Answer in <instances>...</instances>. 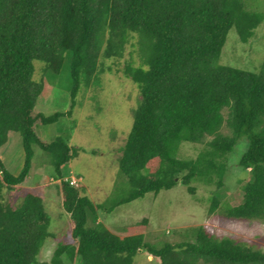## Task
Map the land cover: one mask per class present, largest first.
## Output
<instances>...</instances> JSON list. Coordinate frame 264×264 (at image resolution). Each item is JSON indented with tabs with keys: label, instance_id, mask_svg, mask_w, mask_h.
<instances>
[{
	"label": "trees",
	"instance_id": "obj_1",
	"mask_svg": "<svg viewBox=\"0 0 264 264\" xmlns=\"http://www.w3.org/2000/svg\"><path fill=\"white\" fill-rule=\"evenodd\" d=\"M263 23L264 13L249 9L247 0H0V151L11 133L20 135L23 151L16 175L0 158V264H43L38 255L52 237L39 196L26 193L16 206L6 202V194L30 175L33 147L51 158L70 217L67 240L57 244L50 264H134L142 253L159 264H264V251L203 227L185 230L181 243L155 245L143 235L120 238L98 215L181 184L191 196L196 185L216 188L210 215L220 210L228 219L264 222V61L257 73L219 64L232 28L246 44ZM133 36L142 64L127 65L123 76L136 85L140 100L118 162L129 189L96 205L64 179L63 167L76 150L63 138L42 140L37 129L71 117L81 86L105 71V60L122 58ZM65 55L70 110L37 113L43 84L33 81V62L57 74ZM243 140L247 148L238 165L250 179L241 186L239 205L221 204L228 157ZM184 143L203 149L196 158L181 159Z\"/></svg>",
	"mask_w": 264,
	"mask_h": 264
},
{
	"label": "rangeland",
	"instance_id": "obj_2",
	"mask_svg": "<svg viewBox=\"0 0 264 264\" xmlns=\"http://www.w3.org/2000/svg\"><path fill=\"white\" fill-rule=\"evenodd\" d=\"M247 7L264 13V0H247ZM263 61L264 23L255 30L246 44L239 40L235 28L229 31L220 54V65L257 73ZM141 64L139 38L133 36L122 58L105 60V71L88 87L81 86L71 117L65 115L56 123L37 129L42 140L52 142L56 138H63L76 150L75 158L63 167L64 179H79L80 194L96 205L123 196L129 189L127 180L119 172L118 162L140 96L136 85L123 76V70L127 65L138 67ZM33 66V81L43 84L36 112L45 116L67 114L73 86L69 55H65L62 68L57 74L47 71L39 61H34ZM221 132L229 134L226 127ZM246 148L247 143L243 140L228 157L224 186L219 192L221 204L237 206L241 203V186L250 179V175L238 165ZM202 149L203 145L184 143L178 156L181 159L196 158ZM33 151L29 177L5 197L6 202L12 206L18 205L26 193H33L43 200L50 218L49 232L52 237L45 241L38 260L50 264L57 244L67 240L70 217L62 208L58 183L52 174L51 158L37 147H33ZM0 158L10 173L16 175L20 172L23 151L19 134L9 135L7 145L0 151ZM196 188L195 196L189 195L181 184L163 190L156 196L148 193L111 213L99 211V222L120 238L143 235L147 242L155 245L181 243L184 241L182 234L185 230L203 227L217 238H230L255 250L264 251V222L228 219L220 210L210 215L209 199L216 188L204 185H196ZM134 264H159V260L142 253L135 258Z\"/></svg>",
	"mask_w": 264,
	"mask_h": 264
},
{
	"label": "built area",
	"instance_id": "obj_3",
	"mask_svg": "<svg viewBox=\"0 0 264 264\" xmlns=\"http://www.w3.org/2000/svg\"><path fill=\"white\" fill-rule=\"evenodd\" d=\"M79 182H80V181H79V179H77V180H74L73 178H71V180H70V182H69V183H70V185H71V186H73V187H76V188H77V187L79 186V185H78V184H79Z\"/></svg>",
	"mask_w": 264,
	"mask_h": 264
}]
</instances>
